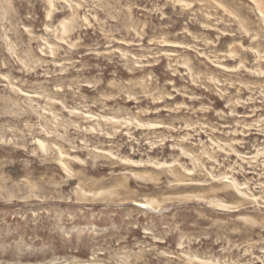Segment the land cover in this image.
<instances>
[{"label": "clouds", "instance_id": "clouds-1", "mask_svg": "<svg viewBox=\"0 0 264 264\" xmlns=\"http://www.w3.org/2000/svg\"><path fill=\"white\" fill-rule=\"evenodd\" d=\"M0 264H264V0H0Z\"/></svg>", "mask_w": 264, "mask_h": 264}]
</instances>
